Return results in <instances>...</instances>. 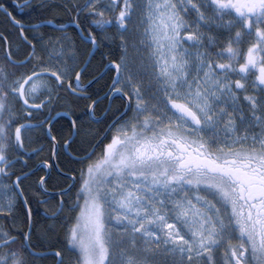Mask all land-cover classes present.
I'll return each instance as SVG.
<instances>
[{
  "label": "snow or ice",
  "instance_id": "1",
  "mask_svg": "<svg viewBox=\"0 0 264 264\" xmlns=\"http://www.w3.org/2000/svg\"><path fill=\"white\" fill-rule=\"evenodd\" d=\"M0 264H264V0H0Z\"/></svg>",
  "mask_w": 264,
  "mask_h": 264
},
{
  "label": "flooded vegetation",
  "instance_id": "2",
  "mask_svg": "<svg viewBox=\"0 0 264 264\" xmlns=\"http://www.w3.org/2000/svg\"><path fill=\"white\" fill-rule=\"evenodd\" d=\"M5 2L7 3V2H8V0H5Z\"/></svg>",
  "mask_w": 264,
  "mask_h": 264
}]
</instances>
